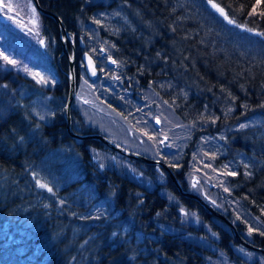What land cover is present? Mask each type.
Wrapping results in <instances>:
<instances>
[{"label":"trees","instance_id":"trees-1","mask_svg":"<svg viewBox=\"0 0 264 264\" xmlns=\"http://www.w3.org/2000/svg\"><path fill=\"white\" fill-rule=\"evenodd\" d=\"M39 1L75 39L78 89L83 51L104 46L117 65L97 57L100 74L90 82L98 100L152 138L171 136L159 106L186 128L171 151L113 139L167 162L186 189L264 247V0ZM42 21V52L57 81L47 87L0 70V264H264L163 168L69 135V64L55 20ZM82 112L75 103V131L112 138ZM102 148L132 166L98 163ZM21 206L28 215L16 212Z\"/></svg>","mask_w":264,"mask_h":264},{"label":"rangeland","instance_id":"rangeland-1","mask_svg":"<svg viewBox=\"0 0 264 264\" xmlns=\"http://www.w3.org/2000/svg\"><path fill=\"white\" fill-rule=\"evenodd\" d=\"M118 23H121V21H118ZM44 45L42 19L39 17L32 1L0 0V70L14 69L35 79L44 86H52L57 81V75L51 66L50 60L43 55ZM93 55L96 59L99 57L103 64L113 65L115 63L117 65L116 61L108 56V51L104 46H100L97 51H93ZM4 57H8L9 60L16 63H8ZM82 80L81 87L77 91L76 105L83 110L82 113L86 115L89 122L101 126L102 130L108 131L112 138L126 143L129 147L152 146L155 151L162 149L171 151L182 142L181 138H183L186 128L183 123L177 120H175L176 122L172 121L170 116L172 112H169L165 106H159V110L166 116L163 120L168 124L171 136L160 132L156 135V138H152L138 128L136 129L132 124L128 125L126 120L118 116L112 108L99 101L94 93L95 86H91L90 79L86 74ZM177 123L182 128L180 136L173 131V126ZM105 124H107V128L104 127ZM157 124L159 127L162 126V119H157ZM155 131L157 132V128ZM94 158L100 164L101 162L113 165L119 164L127 169L132 166L121 156L107 152L104 148L99 149L97 153L95 152ZM42 177L45 180L50 179L46 174ZM194 180L195 185L198 176H195ZM46 186L45 188H49V185ZM45 197L40 196L39 202L43 203ZM15 210L19 214L28 215V208L26 207L21 206ZM239 252H242V250H239ZM221 255L225 256V254L218 252L217 256ZM245 256L249 257L247 254ZM213 262V264H228L226 259L221 257L214 259Z\"/></svg>","mask_w":264,"mask_h":264},{"label":"water","instance_id":"water-1","mask_svg":"<svg viewBox=\"0 0 264 264\" xmlns=\"http://www.w3.org/2000/svg\"><path fill=\"white\" fill-rule=\"evenodd\" d=\"M35 8L39 11V13L44 14L46 16L52 17L57 26H58V33L60 36V40L62 43L63 53L65 54L68 64H69V97L67 100L66 108H65V116H66V128L69 133V135L74 139H96L100 142L107 145L112 150L127 156L131 159H135L137 161H140L142 163L151 164V165H158L159 167L163 168L168 176L171 178L173 183L175 184L178 192L186 197L193 198L197 200L202 206H204L206 209L209 210L210 213L213 215L219 217L224 222H226L234 231V234L237 238V240L242 243L243 245L260 251L264 254V247L258 246L247 240L238 230V227L236 224L230 219V217L217 209L213 203L207 201L203 196L196 193L195 191L186 189L183 185L174 170L170 167V165L158 158L149 157L147 155H144L142 153H139L137 151H133L131 149L126 148L125 146L121 145L117 141L113 140L112 138L108 137L107 135L101 133V132H89V133H80L73 129V119H72V107H73V101L75 99V95L77 93V84H78V77H77V70H76V53L74 51L73 54L70 53L68 44L71 43L73 46H75V40L70 37L69 31L66 28L62 18L60 15L55 12L52 9H49L45 6H43L39 0H32ZM82 45L85 44L84 41L81 42ZM82 61L84 63V68L86 71V74L88 77L92 80L96 79L99 75V67L97 65V61L94 58V56L89 52L85 51L82 54ZM140 97V96H138Z\"/></svg>","mask_w":264,"mask_h":264},{"label":"snow or ice","instance_id":"snow-or-ice-1","mask_svg":"<svg viewBox=\"0 0 264 264\" xmlns=\"http://www.w3.org/2000/svg\"><path fill=\"white\" fill-rule=\"evenodd\" d=\"M210 2H211V0H210ZM212 6H213L214 8H217V10L221 12V14L224 13V10H223L222 8H218V6H217L216 4H213ZM33 11H34V10H33ZM225 19H227V16H225ZM229 23H232V21L229 20ZM4 59H5L8 63H12V64H15V63H16V62L13 61V60H9L8 57H4ZM25 70H27V69H25ZM241 127H244V125H241ZM38 183H39V181H38ZM39 186H40L41 188H45V187H47L45 184H39ZM48 191L51 192L52 189L49 188ZM250 231H251V229H250Z\"/></svg>","mask_w":264,"mask_h":264},{"label":"bare ground","instance_id":"bare-ground-1","mask_svg":"<svg viewBox=\"0 0 264 264\" xmlns=\"http://www.w3.org/2000/svg\"><path fill=\"white\" fill-rule=\"evenodd\" d=\"M85 51H89V50H84L83 53H84ZM89 52L93 55V53H92L91 51H89ZM83 53H82V54H83ZM93 56H94V55H93ZM77 91H78V89H77ZM76 96H77V93H76V95H75V99H74V101H73V107H74V104L76 103V101H75V100H76ZM68 97H69V95H68ZM66 104H67V103H66ZM73 107H72V110H73ZM65 108H66V106H65ZM64 113H65V109H64ZM71 113H72V111H71ZM126 157H127V156H126Z\"/></svg>","mask_w":264,"mask_h":264},{"label":"flooded vegetation","instance_id":"flooded-vegetation-1","mask_svg":"<svg viewBox=\"0 0 264 264\" xmlns=\"http://www.w3.org/2000/svg\"><path fill=\"white\" fill-rule=\"evenodd\" d=\"M39 17L41 18V16L39 15Z\"/></svg>","mask_w":264,"mask_h":264}]
</instances>
